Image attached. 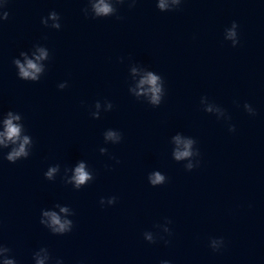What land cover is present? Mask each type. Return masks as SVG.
<instances>
[{"label": "clouds", "instance_id": "clouds-1", "mask_svg": "<svg viewBox=\"0 0 264 264\" xmlns=\"http://www.w3.org/2000/svg\"><path fill=\"white\" fill-rule=\"evenodd\" d=\"M126 0H88L89 7L83 9L82 11L87 16L89 12L93 18H103L114 16L117 14L118 4L125 3ZM136 0H130V7L135 5ZM157 8L162 11H173L179 8L182 3V0H156ZM7 3V0H4V3H0V9L4 8ZM9 13L4 11L0 14V20H7ZM118 19L120 17H117ZM51 21V24H49ZM60 16L57 12L52 11L46 18L41 19V23L46 27H51L53 29L59 30L61 28ZM238 25L235 21L231 24V27L225 29L224 38L225 40L231 41L232 46L236 47L239 44L238 39ZM34 50L31 52V55L28 52H21L20 58L13 60L17 71V75L21 80L37 82L40 80L41 76L45 72V64L43 61H47L50 58L49 50L41 45H35ZM136 69H133L135 72ZM67 82H62L58 85V88H66ZM130 91L134 92V95L137 99L140 97H146V101L153 107H158L164 98L165 88L163 78L155 74L152 71H147L140 79L136 86V89ZM207 97L201 98V104L204 105V111L208 113H213L214 108L212 104L207 103ZM113 105L110 102H107L108 110H111ZM100 102L95 103V109L91 113L94 119L100 117L99 113ZM244 109L250 115H255L254 108L248 104H244ZM215 112L218 114L217 117H224L230 119L226 116V113L220 107L215 108ZM0 126H2V131H0V149L10 148V151L7 152L4 157L8 162L15 163L18 160L26 159L31 153V148L33 146L32 137L26 134V129L22 123V116L19 113L8 111L2 118H0ZM229 131H235V126L230 125ZM122 139V134L118 131H113L111 129L107 130L104 133L105 141H113L114 144L119 143ZM173 141L176 147L172 150V158L176 162L188 161L184 164V168L187 171H192L195 167L199 166V160L196 159L199 157V150L195 147L196 140L191 137L183 138L181 135H176L173 137ZM101 154L107 153L106 148L99 149ZM69 169H65L64 182L66 184H71L76 190L81 189L87 185L90 181L94 179L92 172L86 166L84 162H80L74 169H71V176H67ZM60 172V165L50 166L47 171L44 173L47 180H54L57 176V173ZM148 182L153 187L163 185L167 182V177L162 174L160 171H153L148 175ZM117 198L115 196L100 199L101 206L107 204L108 206L114 205ZM56 210H42L40 223L44 225L49 231L54 235H64L72 231L74 227L73 221L69 218L74 215L73 210L64 205L56 204L54 205ZM171 223V221H168ZM163 231L165 233H170V229L165 225L163 226ZM163 237H161L162 239ZM144 239L149 243H155L156 237L152 232H145ZM167 242V241H166ZM209 246L214 250L218 251L224 246L223 238H213L209 242ZM33 259L35 264H49L51 260L50 253L46 247L40 248L33 254ZM0 264H17L15 258L11 257V249L3 244H0ZM56 264H62V261H57ZM161 264H170V261H161Z\"/></svg>", "mask_w": 264, "mask_h": 264}]
</instances>
